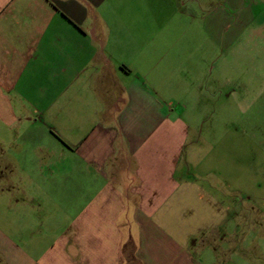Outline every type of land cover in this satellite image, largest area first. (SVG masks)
<instances>
[{
  "label": "crops",
  "instance_id": "0c3cea01",
  "mask_svg": "<svg viewBox=\"0 0 264 264\" xmlns=\"http://www.w3.org/2000/svg\"><path fill=\"white\" fill-rule=\"evenodd\" d=\"M207 5L0 0V264H264L255 201L185 165L240 37Z\"/></svg>",
  "mask_w": 264,
  "mask_h": 264
},
{
  "label": "rangeland",
  "instance_id": "374dc122",
  "mask_svg": "<svg viewBox=\"0 0 264 264\" xmlns=\"http://www.w3.org/2000/svg\"><path fill=\"white\" fill-rule=\"evenodd\" d=\"M220 2L230 18H239L240 37L223 40L217 63L208 48L205 103L195 122L198 131L187 148L185 165H203L202 179L208 183L215 181L211 171L218 165L221 190L237 193L243 204L253 199L255 227L264 229V42L247 37L264 34V0H207V11L213 10L210 3ZM227 2H233V9ZM216 67H221L222 83L214 89ZM231 76L234 82L228 80Z\"/></svg>",
  "mask_w": 264,
  "mask_h": 264
}]
</instances>
